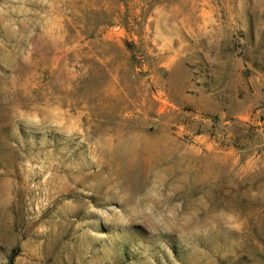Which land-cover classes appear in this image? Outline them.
<instances>
[{
    "label": "rangeland",
    "instance_id": "374dc122",
    "mask_svg": "<svg viewBox=\"0 0 264 264\" xmlns=\"http://www.w3.org/2000/svg\"><path fill=\"white\" fill-rule=\"evenodd\" d=\"M264 264V0H0V264Z\"/></svg>",
    "mask_w": 264,
    "mask_h": 264
},
{
    "label": "trees",
    "instance_id": "16d2710c",
    "mask_svg": "<svg viewBox=\"0 0 264 264\" xmlns=\"http://www.w3.org/2000/svg\"><path fill=\"white\" fill-rule=\"evenodd\" d=\"M12 262H13V260H12V258L10 259V264H12Z\"/></svg>",
    "mask_w": 264,
    "mask_h": 264
}]
</instances>
